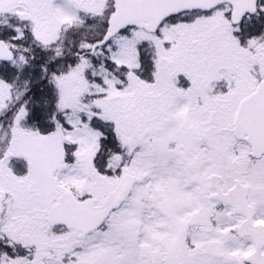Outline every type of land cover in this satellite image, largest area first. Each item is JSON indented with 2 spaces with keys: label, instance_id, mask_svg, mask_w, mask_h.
Listing matches in <instances>:
<instances>
[{
  "label": "snow or ice",
  "instance_id": "obj_1",
  "mask_svg": "<svg viewBox=\"0 0 264 264\" xmlns=\"http://www.w3.org/2000/svg\"><path fill=\"white\" fill-rule=\"evenodd\" d=\"M0 264H264V0H0Z\"/></svg>",
  "mask_w": 264,
  "mask_h": 264
}]
</instances>
